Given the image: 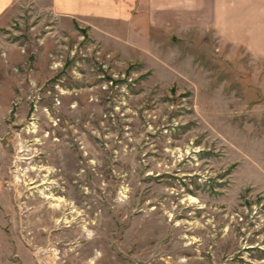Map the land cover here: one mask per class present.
<instances>
[{"label": "rangeland", "instance_id": "1", "mask_svg": "<svg viewBox=\"0 0 264 264\" xmlns=\"http://www.w3.org/2000/svg\"><path fill=\"white\" fill-rule=\"evenodd\" d=\"M224 2L181 33L9 12L0 264H264V0Z\"/></svg>", "mask_w": 264, "mask_h": 264}, {"label": "crops", "instance_id": "2", "mask_svg": "<svg viewBox=\"0 0 264 264\" xmlns=\"http://www.w3.org/2000/svg\"><path fill=\"white\" fill-rule=\"evenodd\" d=\"M28 1L40 4L42 10L91 26L124 27L121 31L125 35L141 34L149 28L181 33L186 28L212 25L225 30L234 26V13L240 8L237 2L230 5L224 0H0V23L17 3ZM229 19L231 26L224 23ZM105 29V33L113 35L112 29Z\"/></svg>", "mask_w": 264, "mask_h": 264}]
</instances>
